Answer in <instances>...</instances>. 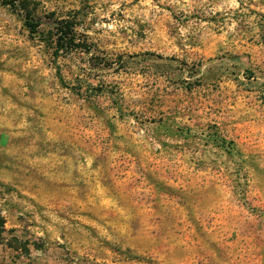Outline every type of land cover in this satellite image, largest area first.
Wrapping results in <instances>:
<instances>
[{"label": "clouds", "instance_id": "1", "mask_svg": "<svg viewBox=\"0 0 264 264\" xmlns=\"http://www.w3.org/2000/svg\"><path fill=\"white\" fill-rule=\"evenodd\" d=\"M0 264H264V0H0Z\"/></svg>", "mask_w": 264, "mask_h": 264}]
</instances>
